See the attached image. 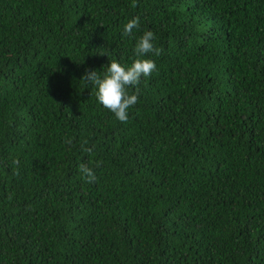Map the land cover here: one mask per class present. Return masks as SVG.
Wrapping results in <instances>:
<instances>
[{
	"label": "trees",
	"instance_id": "1",
	"mask_svg": "<svg viewBox=\"0 0 264 264\" xmlns=\"http://www.w3.org/2000/svg\"><path fill=\"white\" fill-rule=\"evenodd\" d=\"M136 4L0 0V264H264V0ZM133 17L121 122L81 77Z\"/></svg>",
	"mask_w": 264,
	"mask_h": 264
},
{
	"label": "clouds",
	"instance_id": "2",
	"mask_svg": "<svg viewBox=\"0 0 264 264\" xmlns=\"http://www.w3.org/2000/svg\"><path fill=\"white\" fill-rule=\"evenodd\" d=\"M136 6V0H132V7ZM139 23V17H133L123 26V35L136 40L133 49L135 59L129 66H122L118 61L111 60L103 72L86 70L81 77V80L95 88L97 101L121 122H127L128 109L138 102V89L132 94H129L128 89L138 85L142 77H150L156 69L155 62L146 57L149 54L159 56L162 51L154 45L155 36L151 30L135 37L134 30L139 28ZM82 150L91 152L90 148H83V145ZM14 163L18 161L14 160ZM99 164L97 162L96 166L99 167ZM78 170L86 182L96 181L93 169L86 164L81 163Z\"/></svg>",
	"mask_w": 264,
	"mask_h": 264
}]
</instances>
